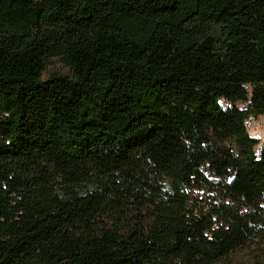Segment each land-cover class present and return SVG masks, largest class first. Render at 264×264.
I'll list each match as a JSON object with an SVG mask.
<instances>
[{
  "label": "trees",
  "instance_id": "obj_1",
  "mask_svg": "<svg viewBox=\"0 0 264 264\" xmlns=\"http://www.w3.org/2000/svg\"><path fill=\"white\" fill-rule=\"evenodd\" d=\"M263 114L264 0H0V264H264Z\"/></svg>",
  "mask_w": 264,
  "mask_h": 264
},
{
  "label": "rangeland",
  "instance_id": "obj_2",
  "mask_svg": "<svg viewBox=\"0 0 264 264\" xmlns=\"http://www.w3.org/2000/svg\"><path fill=\"white\" fill-rule=\"evenodd\" d=\"M54 67L56 69H58L59 71H62V72L66 71L65 66L58 61H55ZM248 89L251 91L252 87L249 85ZM221 102L224 106H228L230 104L229 102H227L224 99H222ZM237 104L239 106H246L247 105V103L243 102V101H239V102H237ZM247 127H248L249 133L252 136L259 138V140H260V143L256 146V151H257V153H259V151L261 150L262 144L264 143V114L260 115L258 118H250L248 121Z\"/></svg>",
  "mask_w": 264,
  "mask_h": 264
}]
</instances>
